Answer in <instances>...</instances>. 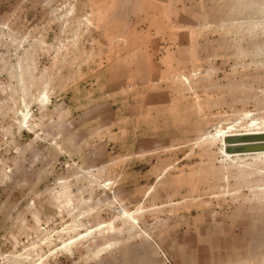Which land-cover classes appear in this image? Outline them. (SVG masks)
<instances>
[{"label": "rangeland", "instance_id": "obj_1", "mask_svg": "<svg viewBox=\"0 0 264 264\" xmlns=\"http://www.w3.org/2000/svg\"><path fill=\"white\" fill-rule=\"evenodd\" d=\"M250 130L264 0H0V264H264Z\"/></svg>", "mask_w": 264, "mask_h": 264}, {"label": "water", "instance_id": "obj_2", "mask_svg": "<svg viewBox=\"0 0 264 264\" xmlns=\"http://www.w3.org/2000/svg\"><path fill=\"white\" fill-rule=\"evenodd\" d=\"M226 139L229 143L227 149L231 153H245L264 150V131L231 135Z\"/></svg>", "mask_w": 264, "mask_h": 264}, {"label": "bare ground", "instance_id": "obj_3", "mask_svg": "<svg viewBox=\"0 0 264 264\" xmlns=\"http://www.w3.org/2000/svg\"><path fill=\"white\" fill-rule=\"evenodd\" d=\"M264 130H250V131H248V132H244V133H231V134H225L224 135V151H225V153H226V156L228 155V156H231V155H240V154H245V153H251V152H245V153H231V152H229L228 151V145H229V143H228V141H227V137L228 136H231V135H239V134H247V133H255V132H263ZM253 153H264V150H260V151H253Z\"/></svg>", "mask_w": 264, "mask_h": 264}, {"label": "crops", "instance_id": "obj_4", "mask_svg": "<svg viewBox=\"0 0 264 264\" xmlns=\"http://www.w3.org/2000/svg\"><path fill=\"white\" fill-rule=\"evenodd\" d=\"M150 9H151V8H150ZM257 241H258V240H257ZM257 241H256V242H257Z\"/></svg>", "mask_w": 264, "mask_h": 264}]
</instances>
